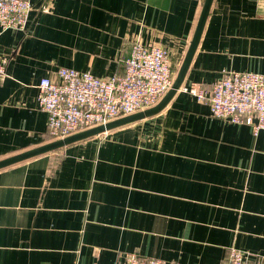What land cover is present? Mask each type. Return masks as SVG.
<instances>
[{
    "label": "crops",
    "instance_id": "obj_1",
    "mask_svg": "<svg viewBox=\"0 0 264 264\" xmlns=\"http://www.w3.org/2000/svg\"><path fill=\"white\" fill-rule=\"evenodd\" d=\"M0 28V160L41 146L37 96L60 67L122 74L134 41L175 78L204 0H30ZM264 74V0H213L181 86ZM264 264V129L212 117L182 89L158 113L0 169V264Z\"/></svg>",
    "mask_w": 264,
    "mask_h": 264
},
{
    "label": "built area",
    "instance_id": "obj_2",
    "mask_svg": "<svg viewBox=\"0 0 264 264\" xmlns=\"http://www.w3.org/2000/svg\"><path fill=\"white\" fill-rule=\"evenodd\" d=\"M32 10L30 0H0V28L25 31ZM9 58L0 55V75ZM173 73L167 51L159 46H143L134 41L122 74L98 78L88 70L60 67L57 81L42 78L37 96L40 110L47 114V137L64 139L76 132L105 124L155 105L171 88ZM198 101H206L209 114L236 124H246L253 132L264 129V74L223 72L210 91L190 84L181 86ZM178 89V90H179ZM79 264V263H76ZM124 264H165L161 259L126 254ZM226 264H254L231 249Z\"/></svg>",
    "mask_w": 264,
    "mask_h": 264
},
{
    "label": "water",
    "instance_id": "obj_3",
    "mask_svg": "<svg viewBox=\"0 0 264 264\" xmlns=\"http://www.w3.org/2000/svg\"><path fill=\"white\" fill-rule=\"evenodd\" d=\"M213 0H204L201 12L197 21V25L193 34V37L190 41L188 50L185 54V57L183 59V62L173 80L171 88L164 94V96L153 106L146 108L144 110H140L138 112L126 115V116H121L118 118H115L105 124H101L98 126H94L92 128H88L79 132H76L74 134H71L64 139H57V140H51L50 142H47L46 144H43L41 146L26 150L24 152H21L19 154H15L13 156L4 158L0 160V169L4 168L6 166L15 164L17 162L35 157L37 155L62 148L70 143L102 134L106 131H109L113 128L125 125L127 123L154 115L158 112H160L166 104L169 102V100L172 98V96L177 92V90L181 87L185 73L189 67L191 58L196 50V47L198 45L204 24L207 19V15L209 12V9L211 7Z\"/></svg>",
    "mask_w": 264,
    "mask_h": 264
}]
</instances>
